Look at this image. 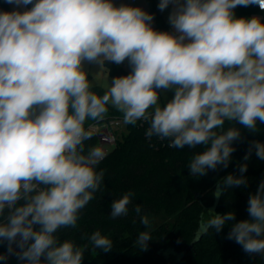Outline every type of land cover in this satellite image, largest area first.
I'll return each instance as SVG.
<instances>
[{"label":"clouds","instance_id":"obj_1","mask_svg":"<svg viewBox=\"0 0 264 264\" xmlns=\"http://www.w3.org/2000/svg\"><path fill=\"white\" fill-rule=\"evenodd\" d=\"M4 2L14 10L0 11V243L7 242L0 261L15 255L24 264H82L88 244L61 241L58 232L77 227L104 181L96 166L105 152L85 151L94 127L85 124L103 121L109 106L124 125L147 122L149 139L177 149L203 146L187 166L197 177L228 168L233 142L241 139L236 125L256 133L264 124V19L234 11L253 5L264 11V0H159V11L171 6V31L156 29L144 8L114 0ZM125 62L127 75L113 77L103 95L93 91L86 65L102 70ZM253 149L264 160L259 141L244 160ZM247 167L220 180L213 195L246 186ZM133 196L113 200L111 217L128 215ZM246 210L249 219L239 222L234 211L201 213L195 238L228 223L227 239L264 257V181ZM134 212L150 229L141 206ZM152 238L141 231L134 246L147 251ZM87 240L93 250L113 249L99 230Z\"/></svg>","mask_w":264,"mask_h":264},{"label":"trees","instance_id":"obj_2","mask_svg":"<svg viewBox=\"0 0 264 264\" xmlns=\"http://www.w3.org/2000/svg\"><path fill=\"white\" fill-rule=\"evenodd\" d=\"M0 4L3 11H11L4 0H0ZM152 10L158 26H161L160 14L155 6ZM237 11L238 17L260 16L255 5L238 6ZM106 67L113 77L128 74L122 65ZM93 91L103 95L105 90L94 87ZM114 117L122 116L109 106L106 118ZM92 123L94 121H88L85 128ZM229 126L226 122L225 128ZM236 126L241 128V139L233 142L235 151L228 168L218 167L215 171L209 170L206 176L197 177L190 174L187 166L195 154L204 150L203 146L195 149L161 146L156 143L155 136L149 139L145 135L148 123L138 121L135 126L126 125V132L119 135L117 147L96 166L97 171H105L100 190L81 210L77 227L58 232L60 240H71L81 246L88 244L82 264H264V257L260 254L249 255L239 244L227 239L231 224L226 223L219 233L210 230L199 240L195 238L201 213L207 218L209 209L221 215L234 211L236 222L249 219L247 201L264 181V160L256 156L255 149L250 158L244 160L251 142L264 143V124L258 122L259 131L256 133ZM97 144V138L92 135L85 141V151ZM245 163L248 167L243 175L247 178V185L228 189L217 199L213 195L217 183L229 174L241 175L238 169ZM129 191L134 196L128 215L112 218V201ZM136 205L141 206V215H148L150 229L140 223V216L134 212ZM157 218H162L160 224L156 222ZM97 230L113 241L111 252L93 250L87 237ZM144 230L151 231L154 250L148 247L147 251H142L134 246L138 233ZM0 254H7V242L0 243ZM0 264L24 262L9 255Z\"/></svg>","mask_w":264,"mask_h":264},{"label":"built area","instance_id":"obj_3","mask_svg":"<svg viewBox=\"0 0 264 264\" xmlns=\"http://www.w3.org/2000/svg\"><path fill=\"white\" fill-rule=\"evenodd\" d=\"M255 9L258 15L264 18V11H261L258 6H255ZM142 122L147 123L145 121ZM90 125H94V127H91V131L93 135L97 138V146L105 152V156L111 151H113L118 145L119 136L114 131V128L116 126H126L122 123V117L105 118L103 121L94 122ZM90 125L88 126V128L90 127ZM100 127L102 128L99 129ZM155 139L156 143L160 144L161 146L169 145L168 140H160L157 137H155Z\"/></svg>","mask_w":264,"mask_h":264},{"label":"rangeland","instance_id":"obj_4","mask_svg":"<svg viewBox=\"0 0 264 264\" xmlns=\"http://www.w3.org/2000/svg\"><path fill=\"white\" fill-rule=\"evenodd\" d=\"M9 8L12 10H14V6L13 5H10L8 4ZM30 8V6H28ZM23 10V9H21ZM262 19H264L263 17H261ZM124 67L126 70L130 71L128 65H127V62L124 63ZM86 69L92 73L90 74L89 76V79L90 80H93V76L95 77V84L96 86L95 87H101L102 89L105 90V85H108L110 83V80L113 78V76H111L109 74V72L105 69H102V70H99V67L96 66V65H86ZM173 93L172 92H168L167 94L165 93H161V97H160V104L161 106H163L165 103H166V96H168V98L170 99L172 97ZM114 109V108H113ZM116 110V109H114ZM118 112V111H117ZM119 113V112H118ZM121 114V113H119ZM122 116V114H121ZM102 127H100L99 129H101ZM114 131L117 133V135L119 136L123 131L126 132V128L124 126H120V127H115L114 128ZM98 147V146H96ZM162 221V218H157L156 219V222L158 224H160ZM15 247V245H14ZM148 247L151 248L152 250L155 249L153 243L149 240L148 241ZM17 251H19V249H16ZM11 256H15V255H11ZM16 257V256H15Z\"/></svg>","mask_w":264,"mask_h":264},{"label":"crops","instance_id":"obj_5","mask_svg":"<svg viewBox=\"0 0 264 264\" xmlns=\"http://www.w3.org/2000/svg\"><path fill=\"white\" fill-rule=\"evenodd\" d=\"M115 3L119 4V3H127V4H131L132 6H139L144 8L146 11L153 13V7L155 6L157 12L160 14L161 16V20H162V25L158 26V23L156 22L155 18L153 21V26L158 29V30H162V31H171L170 25L168 23V15L169 12L171 11V6L169 7V9H166L165 11L161 12L158 9V3L159 0H114ZM236 15L238 16V11L237 8L234 10ZM123 69L126 72H129L128 70L125 69L124 64L122 65ZM107 70V67H105ZM108 71V70H107Z\"/></svg>","mask_w":264,"mask_h":264},{"label":"water","instance_id":"obj_6","mask_svg":"<svg viewBox=\"0 0 264 264\" xmlns=\"http://www.w3.org/2000/svg\"><path fill=\"white\" fill-rule=\"evenodd\" d=\"M0 11H3V10H2V7H1V4H0Z\"/></svg>","mask_w":264,"mask_h":264}]
</instances>
